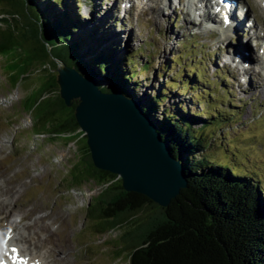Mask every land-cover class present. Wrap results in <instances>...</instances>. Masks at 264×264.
Wrapping results in <instances>:
<instances>
[{
	"label": "rangeland",
	"instance_id": "rangeland-1",
	"mask_svg": "<svg viewBox=\"0 0 264 264\" xmlns=\"http://www.w3.org/2000/svg\"><path fill=\"white\" fill-rule=\"evenodd\" d=\"M88 1L89 4L80 0L79 10L87 22L80 33L85 36L95 31L96 39L109 38L107 45L120 41L121 48L116 56H134L138 77L144 86L139 91L140 96L150 86H168L176 78L183 85L182 89H188L181 90L178 86L172 94L180 96L171 97L190 99V106L187 103L190 110L204 115L205 108L211 106H217L221 111L230 110L223 101L227 98L224 90L229 89L240 114H235L221 126L212 124L202 130L201 126L195 125L194 128L209 141L205 154L222 163L227 162L235 172L259 178L264 185V79L249 73L236 74L235 78L230 71L234 68L227 60V54L241 41L252 49L251 40L243 39L245 29L238 32V41H235L231 32L222 37L215 33L218 30L210 31L203 24H189L186 8L178 9L173 4H161L162 12L152 13L151 9L142 11L141 7L155 5V0H142L140 7L136 6L137 0H132L131 12L123 15L118 7L121 8L124 0ZM250 1L259 9L251 5L252 13L247 5L243 10L264 24V13L257 6V0ZM15 10L19 11L18 6L11 8L2 4L0 17L3 12ZM21 18L16 20L17 23L22 21ZM16 21L11 20L10 26L14 29L6 33L4 31L9 28L0 22L1 35L8 37L4 50H0V181L9 180V192H6L7 187L2 189L8 194V205L0 215V226L5 230L7 222L3 216L13 210L11 222L16 224L17 230L30 225L25 232L31 235L38 226L44 227L38 237L40 241L46 240L40 250L36 247L37 251L49 253L48 256L40 252L53 264H128L126 251L116 257L122 235L148 219L156 208L144 206L133 212L126 222L105 233L96 232L94 223L86 218V207L100 192L101 186L87 181L74 187L68 178V169L88 147L87 136L79 127L61 131L59 126L65 114L53 116L48 113L53 95L58 94L59 89L56 83L50 82L57 79L56 64L43 59L33 60L34 43L22 39ZM260 22L256 23L260 25ZM165 65L169 67L165 68ZM143 66H147L145 70H142ZM195 68L201 80L210 81L208 85L204 80L198 86L196 83L184 85L185 76ZM219 68L229 75L230 81L216 77L215 71ZM247 79L254 86L248 87L244 82ZM193 86L197 87L195 92L190 90ZM246 87L250 90L244 92ZM207 89L215 91L212 101L197 102L201 95L206 96L201 91ZM113 181L121 184L117 175ZM4 204V200H0V211ZM23 215L25 218L21 219ZM21 236L28 241L15 237L22 247L34 246L28 235Z\"/></svg>",
	"mask_w": 264,
	"mask_h": 264
},
{
	"label": "trees",
	"instance_id": "trees-1",
	"mask_svg": "<svg viewBox=\"0 0 264 264\" xmlns=\"http://www.w3.org/2000/svg\"><path fill=\"white\" fill-rule=\"evenodd\" d=\"M84 2L89 4L88 0ZM2 4L11 8L18 6L21 11L3 12L0 22L9 28L4 33L12 32L11 20L22 17L16 24L22 39L34 43L33 60L43 59L51 64L57 61L92 79L103 93L118 92L138 101L172 157L182 166L186 187L166 207L157 206L142 194L124 190L120 183L113 181L115 174L93 165L88 147L68 169L72 186L80 187L87 181L101 186L86 207V218L94 223L99 234L126 222L144 206L156 208L148 219L122 235L116 257L126 251L128 264H264V185L259 178L235 172L227 162L205 154L209 141L194 128L195 125L202 130L212 124L221 126L240 114L228 89L224 90L227 98L223 101L230 110L211 106L205 108V116L190 110L187 106L190 99L171 97L178 86L181 90L188 89H182L176 78L168 86H150L140 96L144 86L139 80L134 56H116L120 41L107 45L109 38L98 40L95 31L85 36L80 33L87 23L79 10L80 0H0ZM7 41L8 37L0 33V50H4ZM198 73L195 68L187 74L184 85L196 83L198 86L203 80L207 85L210 83L207 79L201 80ZM216 77H220L218 71ZM196 88L193 86L190 90L195 92ZM201 92L206 96L201 95L197 102L212 101L215 91ZM75 105L66 107L56 96L52 101L48 113L53 116L64 110L67 113L60 123L61 131L78 128ZM219 105L224 107L221 102Z\"/></svg>",
	"mask_w": 264,
	"mask_h": 264
},
{
	"label": "water",
	"instance_id": "water-1",
	"mask_svg": "<svg viewBox=\"0 0 264 264\" xmlns=\"http://www.w3.org/2000/svg\"><path fill=\"white\" fill-rule=\"evenodd\" d=\"M55 64L57 79L50 82L59 89L53 97L66 107L76 104L74 118L87 136L93 165L119 176L124 190L166 207L186 187V179L139 102L118 92L103 93L92 79Z\"/></svg>",
	"mask_w": 264,
	"mask_h": 264
},
{
	"label": "bare ground",
	"instance_id": "bare-ground-1",
	"mask_svg": "<svg viewBox=\"0 0 264 264\" xmlns=\"http://www.w3.org/2000/svg\"><path fill=\"white\" fill-rule=\"evenodd\" d=\"M126 3V0H124ZM230 3L227 4L226 2H223L222 0H158V2L155 0V5H149L147 8L145 7H141L142 11H146L147 9H151L152 13H159L162 12L163 6L167 5V4H173L176 7L181 8H186L187 10L185 11L186 16L189 17L188 22L189 24H203L205 25V27L208 30H211L212 28L214 29L215 27L219 26L222 27L223 26V30L221 32L222 37H224L228 32L232 34L233 37H236V35L238 34V32L240 30H246V26L248 27L249 24L251 25L252 28H254V37L256 39L261 40V36L259 33V29L264 28V24L263 22H260L257 20L256 16H253V19L251 17H249V14H247L246 10H243L245 6L249 5V7L251 5H254L253 2H251L250 0H229ZM245 1V2H244ZM160 3V4H159ZM241 3L243 4L241 6ZM142 4V0H137L136 6L140 7ZM162 4V5H161ZM257 6H260V9L263 10L261 11V13H264V0H257L256 1ZM128 6V4H127ZM255 6V5H254ZM256 7V6H255ZM257 8V7H256ZM146 9V10H144ZM251 11L252 8L250 7ZM259 9V8H257ZM132 10V7L128 6V7H124V9H122V11L125 14H128L130 11ZM188 10H192L193 12V17L192 14H190L188 12ZM127 11V12H126ZM223 13V14H222ZM253 13V11H252ZM262 13V14H263ZM151 14V13H150ZM192 17V20H191ZM195 17V18H194ZM227 17V18H226ZM222 18H225V21L227 20V23L224 24L222 23ZM197 20V21H196ZM249 24H246V23ZM256 22H260V25H258V23ZM262 23V24H261ZM248 29V28H247ZM264 40V38H263ZM264 53L263 50V46L261 48V52L256 53H252V50L247 49L246 46L244 45V43L241 41L239 43V46L235 47L234 49L232 48L231 52L229 54H227V60L232 62L234 65L235 63H237V65H235V70L234 73L235 74H257V77H260L261 79H264V60L262 58ZM254 58H253V57ZM258 65V68H257ZM254 70V71H253ZM217 71V69H216ZM215 71V74H216ZM259 75V76H258ZM259 79V78H258ZM244 82L247 83V86L250 88L252 86H254L251 81L249 79L245 80ZM246 87L244 90V92L249 91L250 88ZM264 90V89H262ZM1 173V171H0ZM9 181V180H7ZM7 181L1 183L0 181V186L2 184V188L0 189V200H4V205H3V210L0 211V215L4 212V209L7 208V195L2 192V189H6V192H9V183H7ZM13 187V186H12ZM12 214H14L13 210H9L8 213H6L3 218L6 220L7 225L5 226V233L4 231L2 232V238H0V240H5V245L4 247H0V257L5 261H12L11 260V254H12V250L10 249L11 247H14L15 249H17V251L19 252V256H18V260L14 263V264H53L50 260L48 259L50 262L47 261L46 259V255L49 256V253H47L46 251H37V247H39L40 250V246H42L43 241H45L46 239H44L43 241H40L39 237H38V232H41L42 230H44V227L39 228V226L37 227L38 229L34 232L31 233V235L27 234L25 232V230L30 226L27 227H23L20 230L16 229V224L11 222L12 221ZM21 219L25 218V215H23L22 217H20ZM20 219V220H21ZM33 227V226H32ZM2 231V228L0 226V232ZM34 233H37V235H35ZM21 235H28L29 236V242H31L34 246H32V248H30V244L28 245V248H24L22 247L23 245H21L18 242H16L15 237L20 238L21 240L23 239V237ZM24 242H28L26 239H23ZM39 254H36V253ZM40 252H44L46 253V255L44 253H40Z\"/></svg>",
	"mask_w": 264,
	"mask_h": 264
}]
</instances>
